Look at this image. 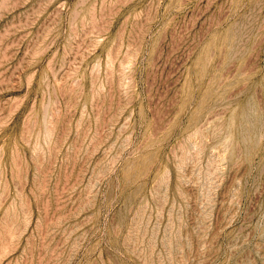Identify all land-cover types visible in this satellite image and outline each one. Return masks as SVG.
Listing matches in <instances>:
<instances>
[{
    "label": "rangeland",
    "instance_id": "374dc122",
    "mask_svg": "<svg viewBox=\"0 0 264 264\" xmlns=\"http://www.w3.org/2000/svg\"><path fill=\"white\" fill-rule=\"evenodd\" d=\"M0 264H264V0H0Z\"/></svg>",
    "mask_w": 264,
    "mask_h": 264
}]
</instances>
